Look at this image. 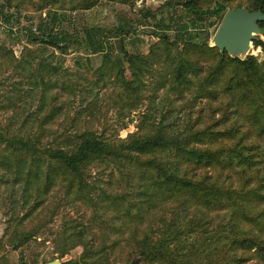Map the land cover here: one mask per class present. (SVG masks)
Wrapping results in <instances>:
<instances>
[{
	"label": "trees",
	"instance_id": "1",
	"mask_svg": "<svg viewBox=\"0 0 264 264\" xmlns=\"http://www.w3.org/2000/svg\"><path fill=\"white\" fill-rule=\"evenodd\" d=\"M44 1L55 5L60 0ZM218 1L214 7L210 0H173L167 5H182L195 27L197 22L213 25L209 20L215 16L222 23L228 6L226 0ZM97 2L88 1L84 9ZM8 3L11 5L10 0ZM248 8L264 12V0H252ZM3 14L7 23L18 20V13L7 9ZM56 16L57 12L48 15L46 20L50 22L39 33L29 31L30 39L41 46L28 52L32 58L18 59L13 50L0 44V54L7 60L24 61L21 66L29 68L25 75L29 92L39 94L37 110L25 116L18 130L0 125V150H4L0 151V161L6 167L0 187L7 184L11 191L19 189V208L25 210L22 214L18 205L11 207L7 232L14 240L12 247L20 248L36 235L25 229L26 220L35 216L52 192L64 188L61 190L65 191L67 204L76 200L96 202L90 189L96 186L90 180L92 169L114 165L131 175L130 180L138 172V187L123 193L103 190L97 208H112L126 216L134 212L141 220L147 215L146 205L150 210L165 202L180 211L172 219L166 214L159 216L158 227L149 226L141 237L134 231L131 243L145 264H264V21L259 23L261 34L253 40V49L261 48L258 55L232 56L191 38L179 47L166 34H159L172 63L168 65V78L158 86L168 84V91L178 98L191 90L195 102L208 99L206 105L212 109L213 119L202 126L190 119L181 131L158 125L143 134L110 140L79 123L70 132H59L52 126L63 112L59 93H91L89 83L100 85L104 73L99 71L94 81L85 74H77L79 80H75L65 66L49 59L57 57L54 51L46 56L42 50L52 46L67 53L73 43L83 44L90 53L105 51L106 39L129 33L131 19L117 29L86 28L84 37L75 39L64 28L51 24ZM163 22L159 17L156 25ZM109 48L105 56L117 65L112 82L121 83L122 93H134L141 80L140 71L145 69L143 64L150 65L148 56L128 52L123 38L118 43L119 52L113 46ZM40 50L43 55L37 61L34 56ZM126 63L132 78L126 76ZM55 87L59 89L54 92ZM217 100L220 102L214 107L212 102ZM137 106L133 104L132 108ZM130 194L135 201L129 199ZM12 196L16 198L14 192ZM224 210L230 212L229 220L218 221L211 231V213ZM77 232L76 239L81 238L86 248L82 254L87 257L86 264H108L119 239L103 238L98 247L85 238L83 229ZM71 263L82 264L80 260Z\"/></svg>",
	"mask_w": 264,
	"mask_h": 264
},
{
	"label": "rangeland",
	"instance_id": "2",
	"mask_svg": "<svg viewBox=\"0 0 264 264\" xmlns=\"http://www.w3.org/2000/svg\"><path fill=\"white\" fill-rule=\"evenodd\" d=\"M10 1L11 5L8 0H0V44L13 50L18 59L32 58L28 52L41 47L30 39L29 31L39 33L42 27L46 28L50 22L46 18L54 12H57L59 17H54L51 24L72 33L75 39L84 37L86 28L117 29L126 23L125 20L131 19L132 28L128 34L122 36L125 48L132 54L146 55L149 58L150 65L140 62L145 69L140 71L139 87L134 93H122L124 89L121 83L119 85L112 82L116 78L117 65L105 56V52L110 51V46L114 47L116 53L119 52L118 43L122 39L121 36L106 39L105 51L98 53H90L83 44L73 43L70 44L67 53L57 48L54 50L52 46L42 50L46 56L54 51L57 57L49 59L65 66L75 80H79L77 74H85L88 79L94 81L99 71L104 73V82L100 85L89 83L91 93H59L63 112L52 125L59 132L74 131L79 123L84 129L90 128L104 134L107 139L118 140L125 139L131 133L143 134L152 131L158 125H164L168 130L181 131L187 121L190 123V119L192 122L197 121L196 124L199 126L212 121L213 111L206 105L208 99L195 102L191 90H186L185 95L178 98L174 92L168 91V84L165 87L158 86L168 78L166 77L170 67L168 65L172 63L164 52L165 44L159 39V34H166L169 41L177 42L179 47L190 38L215 46L214 37L221 25V18L212 17L209 21H213V25L197 22L193 27L189 20L191 15L182 5L174 7L167 5L173 0H151L147 7H139L135 0H99L95 6L88 9H84L85 4L94 0H60L55 5L46 4L44 0ZM216 1L219 2L210 0L209 4L214 7ZM251 1L226 0V5L230 10L238 6L248 7ZM7 9L18 13V20L15 19L12 23L5 22L3 11ZM159 17L164 21L160 26L156 25ZM184 26H188L187 32L184 31ZM124 28L127 30L129 27ZM42 51L34 56L37 61H40ZM250 53L258 55L261 48L252 49ZM234 55L244 56L241 53L232 56ZM23 62H12L11 59L9 61L0 54V125L9 126L14 131L22 125L25 116L37 110L39 105V94L29 92L30 85L25 78L29 68L26 65V68H23L21 66ZM111 65L115 68L109 67ZM125 66L126 76L132 78L129 64L126 63ZM80 80L82 83L83 80ZM58 89L59 87H55L54 92ZM8 97L13 99L9 100ZM219 102L220 100L213 101V106ZM133 104H138L137 108H132ZM218 116L219 112L215 117ZM0 151L4 153V150ZM5 171L6 167L0 161V179ZM137 173L134 172L133 179L130 180L131 175L123 174L117 166L94 167L90 180L96 186L90 189L96 202L76 200L75 203L67 204L64 188L56 189L35 216L26 220L25 229L37 232L36 235L17 249L12 247L14 240L7 232V227L12 206L18 205V210L22 214L25 211L19 208L22 193L19 189L11 191L7 184H2L0 264H48L54 260H59V264H73L71 262L75 260L86 264L87 257H82L86 248L79 240L81 238L76 239L75 236L79 229H83L85 238L98 247L103 238L109 241L119 239V244L112 251L108 264H131L136 258H140L141 264H145L131 243L134 231L137 237H141L142 231L149 226L158 227L159 216L166 214L172 219L180 211L165 202L153 206L150 210H147L146 205L147 215L141 220L134 212L133 216H126L123 212L116 213L112 208H97V200L103 190L111 193L134 191L136 188L134 190L133 188L139 184ZM13 192L16 198H13ZM129 199L135 201L134 195L130 194ZM211 214L213 215L211 231L217 227L218 221H228L230 218V212L227 210Z\"/></svg>",
	"mask_w": 264,
	"mask_h": 264
},
{
	"label": "water",
	"instance_id": "3",
	"mask_svg": "<svg viewBox=\"0 0 264 264\" xmlns=\"http://www.w3.org/2000/svg\"><path fill=\"white\" fill-rule=\"evenodd\" d=\"M264 21L262 9L251 10L248 7H237L228 10L215 37V46L222 53L228 51L231 55H248L254 45L253 40L261 34L260 22ZM54 260L48 264H59ZM131 264H141L140 258L134 259Z\"/></svg>",
	"mask_w": 264,
	"mask_h": 264
},
{
	"label": "built area",
	"instance_id": "4",
	"mask_svg": "<svg viewBox=\"0 0 264 264\" xmlns=\"http://www.w3.org/2000/svg\"><path fill=\"white\" fill-rule=\"evenodd\" d=\"M150 1L151 0H135V2L137 3V5L139 6V7H142V6H149V4H150Z\"/></svg>",
	"mask_w": 264,
	"mask_h": 264
}]
</instances>
